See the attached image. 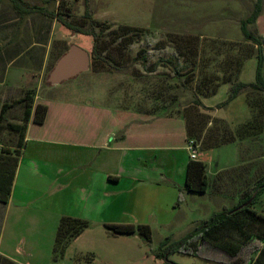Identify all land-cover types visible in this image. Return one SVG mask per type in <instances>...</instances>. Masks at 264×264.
<instances>
[{"label":"rangeland","instance_id":"374dc122","mask_svg":"<svg viewBox=\"0 0 264 264\" xmlns=\"http://www.w3.org/2000/svg\"><path fill=\"white\" fill-rule=\"evenodd\" d=\"M256 2L20 0L19 12L10 0H0V160L21 152L22 137L10 125L25 123L27 102L22 99L26 95L34 102L36 98H66L115 104L113 93L122 92L138 103L144 84L147 95L160 91L165 103L177 96L179 111L174 113L179 114L181 134V121L186 125V120L194 121L197 131L204 128V133L220 136L245 129L247 124L256 125L255 135L212 149L204 148L201 141L189 140L197 146L196 161L207 164L209 189L204 194H189L184 204L181 197L182 212L175 219L181 226L174 223V227H165L151 221L150 240L139 230L115 234L106 226L88 225L79 237L64 242L61 254L62 246L55 245L60 223L53 226L45 222L17 200L0 202V263L2 255L8 254L21 264H170L158 258L162 249L167 252L181 234L209 218L210 211L253 194L264 182V93L245 89L222 104L229 101L233 85L256 81V47L244 41L241 27ZM32 7L68 19L83 30L90 29L86 12L91 11L100 36L97 48L107 63L92 59L89 71L60 86H50L48 75L70 46L78 45L91 53L95 42L93 36L73 33L53 17L27 14ZM12 10L17 17H11ZM250 29L264 39V12ZM186 44L197 46L195 56L180 54L178 48L183 51ZM239 59L243 62L236 72ZM197 98L210 110L197 107ZM5 104L7 111L2 114ZM254 208L264 214V194ZM171 232L173 237H169ZM55 247L60 252L57 257ZM167 258L173 264H218L201 255L176 251L169 252Z\"/></svg>","mask_w":264,"mask_h":264},{"label":"crops","instance_id":"0c3cea01","mask_svg":"<svg viewBox=\"0 0 264 264\" xmlns=\"http://www.w3.org/2000/svg\"><path fill=\"white\" fill-rule=\"evenodd\" d=\"M142 86L139 104L122 92L113 93L115 104L36 98L7 204L17 200L28 205L53 226L71 217L106 227H151V221L174 227L182 212L181 197L184 204L193 194L186 190L191 161L186 125L181 121V134L177 96L165 103L163 93L147 95ZM38 104L48 108L42 124L33 121ZM215 212L210 211V217ZM196 227L181 229L177 242ZM2 256L19 263L8 254Z\"/></svg>","mask_w":264,"mask_h":264},{"label":"trees","instance_id":"16d2710c","mask_svg":"<svg viewBox=\"0 0 264 264\" xmlns=\"http://www.w3.org/2000/svg\"><path fill=\"white\" fill-rule=\"evenodd\" d=\"M13 2L16 10H20V0H10ZM88 6V4H87ZM18 10V11H19ZM20 12V11H19ZM41 13L49 17L59 20L62 25L73 33H79L86 36H93L94 47L91 52V57L94 61L107 63L106 58L99 54L97 44L100 41V36L97 31L95 22L92 20V13L87 9L86 17L90 22V29L83 30L80 27L73 26L68 19L60 18L59 16L44 11L42 8H29L27 14ZM264 12V0H257L250 15L241 21L244 41L252 43L256 47V55L258 58V67L256 81L253 83L239 82L231 87L229 101L222 104L223 106L237 98V96L245 89H253L254 91L264 93V39L256 31L250 29V26H255L258 19ZM129 30L130 27H124ZM128 32V31H127ZM180 54L185 57L196 55L197 46L186 44L184 49L178 48ZM250 56V55H249ZM246 57L242 59L245 60ZM242 60L237 61L236 72H239L242 65ZM93 64V62H92ZM228 82H230L228 80ZM209 90V89H208ZM205 94V93H202ZM22 102L26 103L24 124L10 125L13 130L21 135L22 142L19 146L22 150L27 124L32 117V109L34 107V98L31 95H26ZM194 104L205 110H210L209 107L203 105L200 99H195ZM8 105L5 104L2 108V114L7 111ZM48 108L46 105L38 104L34 111L33 121L37 124L45 122ZM186 119V118H185ZM194 121L186 120V130L188 140L201 141L203 147L212 149L223 145L234 143L235 141L247 138L249 135L256 134L254 124H247L246 128L239 129L235 133L223 134L220 136L217 132H205L204 128L197 131L194 128ZM259 130V129H257ZM254 134V135H255ZM18 155H7L3 160H0V202L7 204L10 200L12 187L15 179L16 170L19 163ZM209 188V178L207 175V164L202 161L191 160L187 169L186 190L191 193L204 194ZM264 194V182L259 184L253 194L247 199L241 200L236 206L224 209L220 212H215L209 219L201 222L187 237L183 240L174 243L175 245L167 249V252L162 249L158 254V258L171 263L167 254L170 252H179L188 255H201L206 260L224 263V264H264V214L254 208L259 197ZM248 203V204H247ZM89 223L85 220L71 217H64L61 220L56 244L59 248L63 247L68 240L79 237L88 227ZM115 234H135L139 230L140 234L147 240L151 238V229L148 226L134 225H109L107 226ZM64 243V244H63ZM59 248L54 249V254L57 257ZM255 255V257H254ZM223 256L226 259H222ZM221 258V259H220ZM3 264H17L14 261L1 257ZM0 263V264H1Z\"/></svg>","mask_w":264,"mask_h":264},{"label":"water","instance_id":"95a60500","mask_svg":"<svg viewBox=\"0 0 264 264\" xmlns=\"http://www.w3.org/2000/svg\"><path fill=\"white\" fill-rule=\"evenodd\" d=\"M91 60L92 57L89 51L78 45L70 46L49 73L47 83L50 86H60L69 80L77 78L90 70Z\"/></svg>","mask_w":264,"mask_h":264},{"label":"built area","instance_id":"2783aa9c","mask_svg":"<svg viewBox=\"0 0 264 264\" xmlns=\"http://www.w3.org/2000/svg\"><path fill=\"white\" fill-rule=\"evenodd\" d=\"M188 149L190 150V158L191 160H198V150H197V146L193 143V142H189V146Z\"/></svg>","mask_w":264,"mask_h":264}]
</instances>
